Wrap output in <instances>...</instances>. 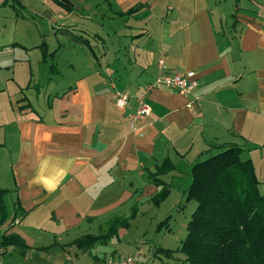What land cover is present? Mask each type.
<instances>
[{
    "label": "crops",
    "instance_id": "1",
    "mask_svg": "<svg viewBox=\"0 0 264 264\" xmlns=\"http://www.w3.org/2000/svg\"><path fill=\"white\" fill-rule=\"evenodd\" d=\"M77 1L67 10L21 0L0 45V188L9 190L5 221L16 220L0 228V264H95L130 254L136 264L144 251L130 243L173 215L192 165L225 143L243 149L264 194V0H109L117 15L142 7L120 15L124 24L106 37L93 23L76 34L81 17L90 19L76 12L86 0ZM97 4L104 15L105 3ZM159 58L193 70L196 86L186 95L153 88L150 114L131 127L136 95ZM116 90L130 96L123 111ZM164 160L172 170L158 178L169 192L155 205L161 186L150 173ZM115 218H129L128 226L87 250L75 246ZM9 235L23 246L3 240Z\"/></svg>",
    "mask_w": 264,
    "mask_h": 264
},
{
    "label": "trees",
    "instance_id": "2",
    "mask_svg": "<svg viewBox=\"0 0 264 264\" xmlns=\"http://www.w3.org/2000/svg\"><path fill=\"white\" fill-rule=\"evenodd\" d=\"M10 0H5L7 4ZM21 0H13L21 6ZM71 10L61 0H51ZM142 7L138 4L125 13L132 14ZM82 41L87 45L86 39ZM220 150L205 159L196 161L190 170L191 182L184 190L185 200H193L196 206L186 225V236L181 244L186 264H264V194L257 189L250 159H242L243 149L235 144L219 145ZM172 170L168 160L150 173L154 184L161 188L151 201L158 205L167 195V185L158 177ZM8 189L0 188V223L9 213L4 205ZM134 213L129 218H133ZM166 219L159 222L161 225ZM129 218H115L108 223L101 235H83L73 242L87 250L96 241H105L116 234L119 227H127ZM3 240L20 246L22 241L15 235L3 236ZM167 256L173 251L157 249Z\"/></svg>",
    "mask_w": 264,
    "mask_h": 264
},
{
    "label": "rangeland",
    "instance_id": "3",
    "mask_svg": "<svg viewBox=\"0 0 264 264\" xmlns=\"http://www.w3.org/2000/svg\"><path fill=\"white\" fill-rule=\"evenodd\" d=\"M67 1L70 3L73 2L77 3L75 5L76 7L80 6L79 5L80 2L77 0H73V1L67 0ZM86 2L88 3V8L86 7L87 6L86 5L84 6L83 10L81 11L77 10L76 12L81 13L82 15H88L90 19H83V17H81L82 24L78 23L80 26L78 27V29H76V34L84 35L83 32L86 31V29H84L82 26L85 23H90V24L93 23L95 25L99 24V26H101L104 30L103 37L105 36V33H107L108 35H112V29L114 27H118V25L121 26V24H124V20H125L124 17L120 16L119 14L117 15L115 13V11L111 7L112 6L111 1L86 0ZM98 2L100 4L105 3L102 5V9L104 8L103 10L104 15L100 13L102 12L101 9L97 8ZM21 9L23 8L17 6L13 2V0L8 1L6 5L0 8V45H3L5 42H8V40L11 38L10 35L13 32L12 24L15 18H20L19 17L20 12L23 11ZM19 21H24V20H19ZM93 34L92 36L96 37V35ZM106 44L109 49L114 48V43L112 40H107ZM62 55L65 56L64 53H62ZM68 57L69 54L67 52V58ZM115 80L118 83L120 82L117 77L115 78ZM212 154L214 153L213 152L208 153L207 155H204L203 158L205 159ZM241 158L244 159V155H241ZM195 206L196 203L193 200L187 201L185 200V198L180 199V207H177L174 210V212H172L173 215L171 214L170 217L166 220V222L168 223L166 222L162 223L161 227H159V230H157L156 226L160 221L164 220L165 218H163L160 221L154 220L155 225L153 229L150 230L144 238L141 239L136 238L135 241H132L131 243L129 241L130 246H132L133 248L139 246L144 251V253L139 257L140 260H138L136 264H186L185 255L181 252V250H179V248L181 249V244L186 236V232H187L186 225ZM168 227L170 230L167 229ZM127 237H128L127 240L135 238L133 234H130V236ZM154 248L157 249L167 248L172 250L173 252L169 256H167L160 250L157 251L156 249V251H154Z\"/></svg>",
    "mask_w": 264,
    "mask_h": 264
},
{
    "label": "built area",
    "instance_id": "4",
    "mask_svg": "<svg viewBox=\"0 0 264 264\" xmlns=\"http://www.w3.org/2000/svg\"><path fill=\"white\" fill-rule=\"evenodd\" d=\"M157 74L152 81L146 83L137 93L135 101V110L129 114L130 126L134 127L137 120L143 116L150 114V106L147 103V95L153 88H166L173 90L179 94H190L196 86V74L193 70H186L178 72L168 67L163 58L157 59ZM113 102L115 107L123 111L128 105L130 96L126 92L114 91ZM16 222V220H8L0 223V228H6L9 224ZM95 264H135V255L130 254L121 258H104Z\"/></svg>",
    "mask_w": 264,
    "mask_h": 264
},
{
    "label": "water",
    "instance_id": "5",
    "mask_svg": "<svg viewBox=\"0 0 264 264\" xmlns=\"http://www.w3.org/2000/svg\"><path fill=\"white\" fill-rule=\"evenodd\" d=\"M63 3L69 5V6H72V3L68 2L67 0H61Z\"/></svg>",
    "mask_w": 264,
    "mask_h": 264
}]
</instances>
